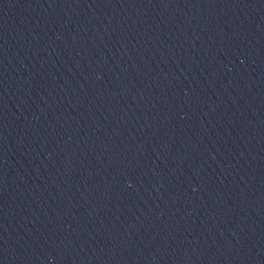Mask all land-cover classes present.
<instances>
[{
  "label": "water",
  "instance_id": "95a60500",
  "mask_svg": "<svg viewBox=\"0 0 264 264\" xmlns=\"http://www.w3.org/2000/svg\"><path fill=\"white\" fill-rule=\"evenodd\" d=\"M0 264H264V0H0Z\"/></svg>",
  "mask_w": 264,
  "mask_h": 264
}]
</instances>
